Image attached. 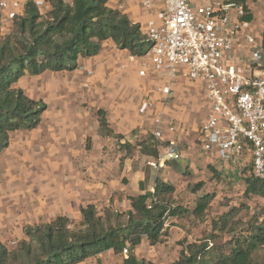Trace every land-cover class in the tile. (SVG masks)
Segmentation results:
<instances>
[{"label":"crops","instance_id":"0c3cea01","mask_svg":"<svg viewBox=\"0 0 264 264\" xmlns=\"http://www.w3.org/2000/svg\"><path fill=\"white\" fill-rule=\"evenodd\" d=\"M33 2L49 8L43 0ZM106 5L139 24L144 35L147 21L156 16V12L145 11L139 0H109ZM247 9L251 21L246 33L259 30V39H254L261 45L264 19L260 22ZM9 27L2 22V33L7 34ZM244 43L241 39L235 46L231 60L247 66L251 51ZM149 57V51L134 57L105 40L96 55L79 58L73 71H44L16 82L30 99L42 102L45 110L36 128L9 133L8 147L0 153L1 243L19 242L25 239L24 228L48 224L59 216L76 227L81 221L80 208L88 205L94 206L101 219L109 214L114 224V215L121 214L120 222L125 223V214L131 211L130 197L153 192L157 178L173 185V198L185 204L202 193H193L191 184L210 178L213 169L232 170L234 164L221 161L215 150L204 152L200 147L199 128L209 107L203 84L183 76L170 81L165 73L149 69ZM142 70L144 75L139 74ZM166 85L172 91L167 102L158 92ZM201 101L205 110H200L194 135L192 123L186 122L197 116ZM144 103L149 105L141 111ZM99 112L112 135L102 132ZM155 133L160 143L173 142L178 147V160L166 161L159 168L147 165L153 158L142 155L138 144ZM192 138L199 146L193 145ZM159 154H163L162 147ZM249 160L248 154L242 164ZM171 221L166 222L170 233L176 229L169 226ZM167 238L156 246H163ZM144 243L148 245L142 240L132 251L137 257ZM125 258L106 251L79 264H121Z\"/></svg>","mask_w":264,"mask_h":264},{"label":"trees","instance_id":"16d2710c","mask_svg":"<svg viewBox=\"0 0 264 264\" xmlns=\"http://www.w3.org/2000/svg\"><path fill=\"white\" fill-rule=\"evenodd\" d=\"M43 1L49 7L45 13L27 1L7 34L2 33L0 22V153L8 147L9 133L36 128L45 110L42 102L30 99L15 86L19 79L44 71H73L79 58L96 55L105 40L134 57L150 50L140 25L109 8V0ZM237 2L248 10L246 0ZM243 19L250 22L251 15ZM99 123L102 132L112 135L102 112ZM115 138L120 140L121 136ZM165 145L154 135L138 144L141 154L153 159L159 157L160 147ZM124 147L130 150L129 145ZM232 167L227 177L243 184L244 200L264 199V181L254 177L251 162L249 171L247 166ZM212 171L211 177H223L221 172ZM200 186L195 184L192 192L199 191ZM174 191L173 185L157 178L153 192L130 197L131 211L125 214V223L120 222L121 214L114 215V224L109 214L101 219L94 206L88 205L80 208L81 221L76 227L62 216L48 224L26 227L25 239L13 248L0 242V264H79L106 251L119 255L126 247L128 256L121 264H157L138 258L132 251L142 240L151 247L162 243L169 220L202 219L214 197L203 192L183 204L173 198ZM246 207L241 203L212 218L202 239H183L178 257L169 264H264V207L244 218L240 214Z\"/></svg>","mask_w":264,"mask_h":264},{"label":"built area","instance_id":"2783aa9c","mask_svg":"<svg viewBox=\"0 0 264 264\" xmlns=\"http://www.w3.org/2000/svg\"><path fill=\"white\" fill-rule=\"evenodd\" d=\"M139 2L145 11L156 12L145 25L151 44L149 69L165 73L170 81L183 76L204 86L209 107L199 128L202 151L215 150L221 161L238 165L249 154L252 174L264 181V49L246 33L250 26L243 18L248 10L237 0ZM23 6L21 0H0V22L11 25ZM241 39L251 51L247 66L231 60ZM158 92L165 102L172 96L168 85ZM148 105L142 104L141 111ZM162 116L156 120L158 125ZM162 148L163 154L147 165L159 168L180 158L173 142ZM121 254L127 257L128 248Z\"/></svg>","mask_w":264,"mask_h":264},{"label":"rangeland","instance_id":"374dc122","mask_svg":"<svg viewBox=\"0 0 264 264\" xmlns=\"http://www.w3.org/2000/svg\"><path fill=\"white\" fill-rule=\"evenodd\" d=\"M27 1L33 2L34 0ZM37 7L39 8L41 13H45L47 11V9H45L40 3L37 5ZM247 7L254 11V14L260 19V22L264 19V0H247ZM258 31L252 34L256 40L259 39ZM198 108L199 111L197 112V116L192 118L191 121L188 120L186 122V124H188V122L192 123V133L194 135L197 124H199L201 120L200 110H205L202 106V101L198 105ZM192 142L193 145H198L195 138H192ZM244 159L245 157L243 158V161ZM244 166H247V171H249L250 160L247 163H243L241 165V167ZM220 174L223 175L221 179L205 177L204 179H202V181H198L190 185V190H192L195 184H201L202 187L200 186V188L198 189H200L202 193L209 192L214 195L206 215L200 220L183 218V220L176 221L172 219L171 222H173L176 229L172 230V233H170L168 228L167 235L165 236V238L171 236V239H165L166 243L163 246L151 247L144 243L143 246L139 247L138 258H143L146 261L154 262L157 264H169L178 257V252L180 249L179 242H181L183 239H187V241L189 242L202 239L210 229L211 219L225 212L228 208L239 206L241 203H244L247 207L241 212L240 216L245 218L248 216V214H252L254 210H258L264 207V199L252 198L247 201L244 200V198L242 197V192L244 189L243 184L241 182L235 183L231 179H228L227 173L221 172ZM16 244L17 241H13L5 246L11 249Z\"/></svg>","mask_w":264,"mask_h":264}]
</instances>
